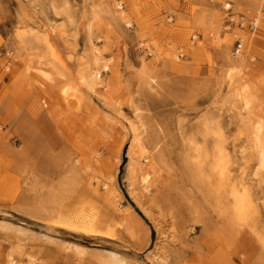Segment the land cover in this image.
Returning <instances> with one entry per match:
<instances>
[{
    "label": "rangeland",
    "instance_id": "rangeland-1",
    "mask_svg": "<svg viewBox=\"0 0 264 264\" xmlns=\"http://www.w3.org/2000/svg\"><path fill=\"white\" fill-rule=\"evenodd\" d=\"M26 2L34 19L27 17L29 28L44 29L52 19L100 79L94 100L64 99L69 79L40 65L46 50L33 38L17 52L22 9L16 0H0V222L11 236L27 230L19 240L0 233V264L9 256L17 264H101L113 252L125 264H264V185L250 187L259 211L234 220L230 197L216 209L200 178L189 179L182 139L204 114H219L232 175L249 181L254 162L241 154L248 131L221 71L231 64L242 69L264 119V21L253 31L239 25L241 16H259L264 0ZM80 23L83 33L76 32ZM94 56L101 60L96 66ZM28 64L54 80L43 82L26 71ZM126 126L137 127L144 150H136L130 166L134 137ZM92 216L106 222L101 234L65 228Z\"/></svg>",
    "mask_w": 264,
    "mask_h": 264
},
{
    "label": "bare ground",
    "instance_id": "bare-ground-1",
    "mask_svg": "<svg viewBox=\"0 0 264 264\" xmlns=\"http://www.w3.org/2000/svg\"><path fill=\"white\" fill-rule=\"evenodd\" d=\"M22 9L20 15V24L24 25L18 28L16 31V47L17 52H20L26 48V44L29 43V39L33 38L35 43L42 44L45 47V55L40 57V65L45 67H54L56 73L62 78H68L67 82L61 90V94L64 99L69 97L75 99H81L82 97H88L94 100V91L98 81L100 79V72L93 68L87 61L84 60L85 56L72 48L68 42L61 36L58 27L55 22L49 18L52 22L50 25H45V28L38 29L35 27L29 28V25L25 22L27 17L33 19V15H29L30 5L26 0H16ZM101 5V4H100ZM119 6V5H118ZM109 11V10H108ZM46 12V11H45ZM29 15V16H28ZM98 17L95 16V19ZM34 20V19H33ZM36 22V21H35ZM26 24V25H25ZM84 23H80L77 26L76 32L83 33L85 30ZM77 33V34H78ZM79 35V34H78ZM99 57L94 56L93 65H98ZM44 67L32 68L30 64L26 66L27 72L34 71L43 82H52L54 75L52 72L43 69ZM106 68V67H105ZM242 69L236 65L231 64L228 68L221 71V83L226 85L227 93L229 97L232 109L239 117L240 125L244 126L248 131V145L242 150L241 154L247 153V156L243 157V161L246 163L254 162L252 172L250 173L249 181H245L244 178L239 182L232 175V165L235 163L228 151V137L224 129L222 118L217 113L204 114L199 123L195 126L190 125L182 132L183 139V168L186 169L189 179L197 175V179L200 178L201 182L205 186L207 195L213 199L216 209L222 210L228 197H230L229 204L231 205V215L233 219L239 222V217H245L248 214H255L259 211L256 201L260 200L259 197H253L254 193L251 190V186L255 185L262 187L264 185V119L260 112L263 106L257 104V100L252 93V88L249 84L243 83L240 79ZM113 115V116H112ZM115 115V116H114ZM109 116L116 122L123 124L122 114L112 110V114ZM126 135L133 138V144L127 150V157L129 158V166L135 160L136 150L140 149V154H144V150L141 147L139 135L137 134V127L126 126ZM159 141L155 142V148H157ZM141 165V163L137 164ZM208 167V171L205 174L203 169ZM154 169V166H151ZM130 170V169H129ZM132 170H130L131 172ZM132 171V176L134 174ZM152 173L149 169H146L142 173L141 183L143 187L147 188L150 185ZM264 196L261 195V199ZM108 196H97L100 201H106ZM107 202V201H106ZM264 206V200H262ZM223 213V212H222ZM224 215V213L222 214ZM146 216L149 218L148 214ZM253 218V217H252ZM68 219V218H65ZM69 221V220H68ZM104 222L99 221L92 217H86L80 219L78 222H67L69 227L66 229L80 230L86 234H101L104 232ZM75 226V227H72ZM9 227L0 222V233L8 238L20 239L24 236L27 230L18 229L16 234L8 235L5 233ZM8 231H11L10 229ZM107 234L111 235V231L107 229ZM128 247V246H124ZM66 250H73L79 258L83 256V251L80 248L66 247ZM101 264H125L126 259L119 254L113 252L107 258L100 257ZM7 264H17V262L11 257H8Z\"/></svg>",
    "mask_w": 264,
    "mask_h": 264
},
{
    "label": "built area",
    "instance_id": "built-area-1",
    "mask_svg": "<svg viewBox=\"0 0 264 264\" xmlns=\"http://www.w3.org/2000/svg\"><path fill=\"white\" fill-rule=\"evenodd\" d=\"M260 20H262V21H264V6L263 7H261V10H260V12H259V16H257V17H255L254 19H250V20H245V18L243 17V16H241L240 18H239V25L241 26V27H244V25L245 24H247L248 25V29L249 30H254L255 29V25L260 21ZM1 71V70H0ZM1 76V75H0Z\"/></svg>",
    "mask_w": 264,
    "mask_h": 264
}]
</instances>
